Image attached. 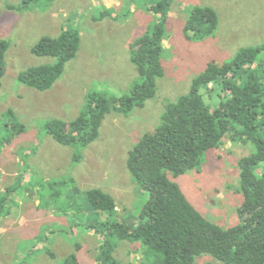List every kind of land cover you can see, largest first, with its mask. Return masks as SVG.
I'll return each instance as SVG.
<instances>
[{
    "label": "rangeland",
    "instance_id": "374dc122",
    "mask_svg": "<svg viewBox=\"0 0 264 264\" xmlns=\"http://www.w3.org/2000/svg\"><path fill=\"white\" fill-rule=\"evenodd\" d=\"M24 1L0 0V39L10 44L6 75L0 80V196L5 199L0 264H65L73 253L80 264H98L102 237L88 226L101 215L92 209L87 192L110 194L118 206L117 219L137 223L149 196L128 170L130 152L156 130L168 105L188 94L210 63L222 65L241 49L264 43V0H173L163 41L165 76L156 97L130 116L108 115L98 138L84 147L58 143L45 126L51 120L76 119L91 92L111 98L131 92L140 78L131 50L156 24V15L147 10L154 1L31 0L23 11L7 7ZM195 6L212 7L219 15L216 34L202 41L190 40L184 32ZM104 9L113 11V17L94 21ZM64 28L80 34L77 57L51 89L23 84L21 72L54 63L33 55L34 46L45 36L58 37ZM9 111L24 125L21 134L11 127ZM252 150L227 141L208 154L200 171L170 178L206 218L231 228L240 223L238 210L244 202L238 161ZM117 244L115 258L122 264L145 263L141 243ZM207 263L224 264L212 256L199 257L196 264Z\"/></svg>",
    "mask_w": 264,
    "mask_h": 264
},
{
    "label": "trees",
    "instance_id": "16d2710c",
    "mask_svg": "<svg viewBox=\"0 0 264 264\" xmlns=\"http://www.w3.org/2000/svg\"><path fill=\"white\" fill-rule=\"evenodd\" d=\"M30 1L7 7L23 11ZM152 1L147 10L156 15V24L152 32L136 40L131 50L138 82L121 97L91 92L76 119L47 122V133L58 143L88 146L98 138L108 115L117 112L130 116L156 97L158 82L165 76L163 41L173 0ZM107 17H113V11L104 9L93 20L101 22ZM218 28L219 15L214 8L195 6L184 32L188 39L202 41L214 36ZM80 46V34L73 28H64L58 37L41 38L32 54L54 59V63L21 72L20 81L39 91L51 89L66 65L77 57ZM9 47L8 41L0 39V80L6 75ZM8 115L14 120L11 127H17L18 134L24 132V125L15 120L16 114L9 111ZM227 141L251 145L253 150L238 161L239 190L244 196L238 210L240 223L225 229L206 218L170 174L178 178L200 171L208 154ZM75 160L80 157L75 156ZM127 167L149 196L134 225L117 219L118 206L110 194L101 189L87 192L92 209L101 215L88 226L102 237L98 264H122L115 258L117 241L141 243L144 264H196L202 256H212L224 264H264V43L241 49L222 65L210 63L193 80L189 93L168 105L156 130L133 148ZM1 197L0 217L5 214V199ZM49 254L56 256L51 251ZM65 264H80L78 254L69 255Z\"/></svg>",
    "mask_w": 264,
    "mask_h": 264
}]
</instances>
